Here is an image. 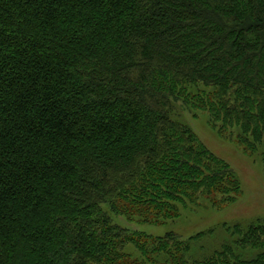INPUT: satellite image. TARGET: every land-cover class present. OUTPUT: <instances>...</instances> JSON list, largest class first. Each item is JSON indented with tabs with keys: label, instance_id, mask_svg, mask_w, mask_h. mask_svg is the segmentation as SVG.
Returning a JSON list of instances; mask_svg holds the SVG:
<instances>
[{
	"label": "trees",
	"instance_id": "obj_1",
	"mask_svg": "<svg viewBox=\"0 0 264 264\" xmlns=\"http://www.w3.org/2000/svg\"><path fill=\"white\" fill-rule=\"evenodd\" d=\"M177 102L264 162V0H0V264H264V221L199 259L115 223L238 189Z\"/></svg>",
	"mask_w": 264,
	"mask_h": 264
},
{
	"label": "rangeland",
	"instance_id": "obj_2",
	"mask_svg": "<svg viewBox=\"0 0 264 264\" xmlns=\"http://www.w3.org/2000/svg\"><path fill=\"white\" fill-rule=\"evenodd\" d=\"M172 117L189 128L210 154L228 165L235 174L238 189L227 195L201 198L195 204L180 205L176 218L165 224L145 223L140 218L125 216L113 218L131 234L160 238L173 232L183 240L204 234L191 247L190 257L199 259L220 250L224 242L233 239L229 229L235 225L247 227L264 221V162L260 152L252 154L246 150L237 140L236 131L223 134L213 128L207 112L177 102ZM259 251L264 252V248L245 253Z\"/></svg>",
	"mask_w": 264,
	"mask_h": 264
}]
</instances>
